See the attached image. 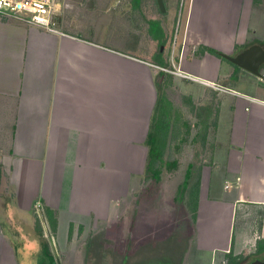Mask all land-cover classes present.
<instances>
[{"label":"crops","instance_id":"crops-1","mask_svg":"<svg viewBox=\"0 0 264 264\" xmlns=\"http://www.w3.org/2000/svg\"><path fill=\"white\" fill-rule=\"evenodd\" d=\"M163 1L165 22L182 17L185 39L173 52L180 54L175 64L162 58L166 67L136 55L134 41L114 23L52 32L0 19V264H21L23 241L40 245L45 255V241L35 237L41 235L33 215L38 206L58 214L61 235L62 217L74 211L67 237L71 224L87 227L92 215L110 213L112 200L135 178V146L149 157L146 141L160 94L170 118L172 82L197 124L200 102L206 106L204 141L217 144L210 163L196 169L195 211L211 207L222 223L228 218L226 236L206 248L194 231V247L202 252L197 263L218 264L220 256L264 242V65L256 75L222 56L264 46V0ZM214 96L218 110L210 114ZM171 124L164 145L174 134ZM86 182L95 185L91 205L77 198Z\"/></svg>","mask_w":264,"mask_h":264},{"label":"rangeland","instance_id":"rangeland-1","mask_svg":"<svg viewBox=\"0 0 264 264\" xmlns=\"http://www.w3.org/2000/svg\"><path fill=\"white\" fill-rule=\"evenodd\" d=\"M68 3L69 7L59 18V29H100L114 23L118 33L124 31L128 33L130 43L134 41L136 55L155 61L162 53L168 66L179 60L180 54L173 52L179 50L185 41L181 33L183 18L165 22L158 0H68ZM162 31L163 34L165 32L163 36ZM192 35L193 30L191 38ZM169 92L170 102L167 104L174 134L165 145L157 179L149 169L145 148L136 145L135 178L127 193H120L117 199L112 200L114 206L110 207V213L102 214L97 220L92 215L87 227L71 224L67 237L68 222L74 211L62 217L61 235L54 226L58 214H52V221L48 219L45 208H34V218L42 227L41 235L36 232L35 237L48 243L57 264H147L164 259H171L174 264H199L198 260H202L198 255L202 252L194 247V231L201 236L204 248L213 238L223 240L226 236L228 218L222 223L224 217L217 215L213 211L215 208L211 211V207L203 209L202 213L194 211L193 197L190 196L196 169L210 163L211 150L217 145L216 140L214 143L210 140V144L204 141L206 128L202 117L206 115V106L200 102L196 111L199 116L197 124L191 118L193 109L190 105L185 103L189 107H181L180 88L175 87L174 82L170 84ZM214 97L210 114L218 110L219 100ZM190 163L193 164V178L185 189ZM84 184V187L81 184L83 192L79 187L77 198L82 195L85 205H91L90 202L95 200L92 191L95 185L90 182ZM22 243L18 246L21 264H39L41 260V264H50V258L41 254L40 245L38 250L34 244ZM224 259L220 256L215 262L220 264ZM209 260L204 259V264H213Z\"/></svg>","mask_w":264,"mask_h":264},{"label":"trees","instance_id":"trees-1","mask_svg":"<svg viewBox=\"0 0 264 264\" xmlns=\"http://www.w3.org/2000/svg\"><path fill=\"white\" fill-rule=\"evenodd\" d=\"M209 50L211 52L217 54V55H220V53L217 50H214V49H209ZM156 61L159 65L166 67L165 62L162 59V53H160V56L156 58ZM238 70H239V67L236 66L235 72L233 75L234 77H235V73H237ZM164 102H165V98L160 94L159 98H158L157 106H156V111L154 113L152 126H151V129L149 131L147 141H146L148 146H149V157H148L149 169L150 168L152 169L153 176L156 179L160 176V172H159L160 170L158 167L160 166V164L164 160V148H165V145H163L164 139H165L164 136H165V132L168 130V127L166 128L165 126L166 125L169 126V122H170V120H169L170 118L168 117L167 112L162 107ZM164 118H166V119L164 120ZM192 168H193V166H189V169L187 172V177H186V180L184 182V188L185 189H188L189 184H190L189 181L193 177ZM197 177L199 178V173L197 174ZM197 187H198V183H196V180H195V182L192 184V189H191V193H190V196L193 197L192 203L194 202V204H193L194 211L196 210ZM45 209H46L45 213H46V215H48L47 216L48 219L53 221V219H52L53 212L49 208H45ZM194 211H193V213H194ZM54 226H56V222H54ZM36 228L39 232L42 231V227H41V224L39 223V221L36 222ZM43 249H44V254L50 258V264H57L54 256L51 254L48 243H44ZM168 260L172 261L171 259H168Z\"/></svg>","mask_w":264,"mask_h":264},{"label":"built area","instance_id":"built-area-1","mask_svg":"<svg viewBox=\"0 0 264 264\" xmlns=\"http://www.w3.org/2000/svg\"><path fill=\"white\" fill-rule=\"evenodd\" d=\"M69 7L68 0H0V18H16L52 32Z\"/></svg>","mask_w":264,"mask_h":264},{"label":"water","instance_id":"water-1","mask_svg":"<svg viewBox=\"0 0 264 264\" xmlns=\"http://www.w3.org/2000/svg\"><path fill=\"white\" fill-rule=\"evenodd\" d=\"M158 3L164 12L166 10L164 1L158 0ZM222 56L241 68L261 75V68L264 65V46L261 43L249 45L236 55L222 53Z\"/></svg>","mask_w":264,"mask_h":264},{"label":"flooded vegetation","instance_id":"flooded-vegetation-1","mask_svg":"<svg viewBox=\"0 0 264 264\" xmlns=\"http://www.w3.org/2000/svg\"><path fill=\"white\" fill-rule=\"evenodd\" d=\"M147 264H174L173 261L168 259L155 260ZM220 264H264V242L257 243L255 247L247 252L239 254H228L223 263Z\"/></svg>","mask_w":264,"mask_h":264}]
</instances>
